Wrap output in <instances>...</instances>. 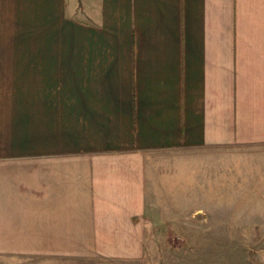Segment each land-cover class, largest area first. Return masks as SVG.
I'll return each mask as SVG.
<instances>
[{
  "label": "crops",
  "instance_id": "obj_1",
  "mask_svg": "<svg viewBox=\"0 0 264 264\" xmlns=\"http://www.w3.org/2000/svg\"><path fill=\"white\" fill-rule=\"evenodd\" d=\"M211 156L264 192V0H0V254L169 264Z\"/></svg>",
  "mask_w": 264,
  "mask_h": 264
},
{
  "label": "rangeland",
  "instance_id": "obj_2",
  "mask_svg": "<svg viewBox=\"0 0 264 264\" xmlns=\"http://www.w3.org/2000/svg\"><path fill=\"white\" fill-rule=\"evenodd\" d=\"M227 158L233 157H226L224 184L216 181L221 165L214 156L178 165L183 192H165L168 208L182 217L181 226L170 233L176 243L168 251L169 264H264V192H237L239 164ZM223 188L226 192H214ZM0 264L37 263L30 256L0 254Z\"/></svg>",
  "mask_w": 264,
  "mask_h": 264
}]
</instances>
